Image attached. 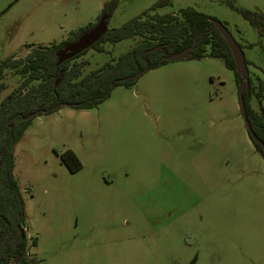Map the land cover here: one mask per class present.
Instances as JSON below:
<instances>
[{
    "label": "rangeland",
    "instance_id": "1",
    "mask_svg": "<svg viewBox=\"0 0 264 264\" xmlns=\"http://www.w3.org/2000/svg\"><path fill=\"white\" fill-rule=\"evenodd\" d=\"M109 0H0V63L96 24ZM159 0H119L118 28ZM193 7L226 25L241 46L264 112V37L242 11L264 0H171L151 14ZM139 38L105 43L77 60L85 72ZM23 80L7 68V88ZM240 82L222 58H182L116 86L97 107L34 117L15 146L35 264H264V155L241 112ZM82 162L73 172L62 154Z\"/></svg>",
    "mask_w": 264,
    "mask_h": 264
},
{
    "label": "trees",
    "instance_id": "2",
    "mask_svg": "<svg viewBox=\"0 0 264 264\" xmlns=\"http://www.w3.org/2000/svg\"><path fill=\"white\" fill-rule=\"evenodd\" d=\"M118 1H107L102 14L107 13L111 17ZM170 3L171 0H159L121 27L108 28L92 47L60 65H57V53L95 24L74 30L69 38L59 43L35 46L25 57L15 58L12 54L0 63V96L7 88L4 82L7 68L19 70L23 76L20 86L0 100V264L36 262L27 249L25 199L14 175L15 146L34 119H25L27 115L36 111L50 114L64 106L77 110L93 109L107 100L116 86L135 85L146 68H158L169 62L166 56L192 46L195 49L190 59H201L207 55L222 58L226 66L234 70L237 81H243L227 41L209 15L193 7L184 8L179 14H151ZM242 12L264 37V14ZM132 38L139 40L129 51L97 69L85 72L88 61L77 60L90 49L102 52L105 43ZM246 63L249 65L247 60ZM250 84L251 94L245 93L247 116L253 132L264 141V112L259 114L251 107L250 99L254 94L251 79ZM263 85L261 82L260 88ZM252 141L264 155L262 147ZM62 159L73 172L82 168V162L72 149L66 150Z\"/></svg>",
    "mask_w": 264,
    "mask_h": 264
},
{
    "label": "water",
    "instance_id": "3",
    "mask_svg": "<svg viewBox=\"0 0 264 264\" xmlns=\"http://www.w3.org/2000/svg\"><path fill=\"white\" fill-rule=\"evenodd\" d=\"M109 17L110 15L107 13L102 14L99 21L95 24V26L91 30L85 32L77 40L68 44L63 50L59 51L57 53V57H58L57 65H60L63 62L74 58L76 55L92 47L97 41H99L102 38V36L106 33V31L108 30ZM212 21L214 22L217 29L221 32V34L227 41L231 49V52L233 54L236 66L239 69L241 75L243 76V81L240 82V94H239L242 116H243L246 128L250 132L253 140L256 143H258L264 151V141L261 138H259L255 132H253L250 121L247 116L245 93L246 94L250 93L251 84H250L249 68L246 63L245 54L241 46L237 43V41L233 37L232 33L228 30V28L222 22L218 20L212 19ZM194 49H195L194 46L186 48L182 51L166 56L165 59L167 61H173V60L182 59V58H189L192 55V52L194 51ZM145 70L147 71L149 69L146 68ZM114 85H115V82L112 83V86ZM40 113H41L40 111L33 112L27 115L25 119H31L39 115Z\"/></svg>",
    "mask_w": 264,
    "mask_h": 264
},
{
    "label": "flooded vegetation",
    "instance_id": "4",
    "mask_svg": "<svg viewBox=\"0 0 264 264\" xmlns=\"http://www.w3.org/2000/svg\"><path fill=\"white\" fill-rule=\"evenodd\" d=\"M251 92H252V91H251V87H250V93H249V94H251ZM256 112H257V111H256ZM245 126H246V125H245ZM247 131H248V129H247ZM248 133H249V137H250V139H251V137H252V136H251V134H250V132H249V131H248ZM252 139H253V138H252ZM252 139H251V141H252ZM252 143H253V141H252ZM253 145L255 146V144H254V143H253ZM255 147H256V146H255ZM256 148H257V147H256Z\"/></svg>",
    "mask_w": 264,
    "mask_h": 264
}]
</instances>
